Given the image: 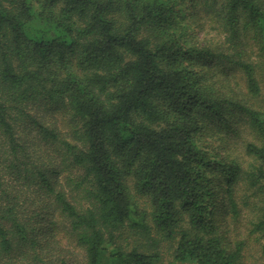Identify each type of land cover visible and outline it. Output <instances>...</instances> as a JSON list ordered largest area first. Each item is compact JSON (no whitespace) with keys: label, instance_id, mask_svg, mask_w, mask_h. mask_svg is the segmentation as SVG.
I'll return each mask as SVG.
<instances>
[{"label":"trees","instance_id":"obj_1","mask_svg":"<svg viewBox=\"0 0 264 264\" xmlns=\"http://www.w3.org/2000/svg\"><path fill=\"white\" fill-rule=\"evenodd\" d=\"M206 20L221 21L217 50L195 34ZM263 88L264 0H0V264H166L140 250L151 231L178 238L177 262L244 264L228 227L252 202L264 240V111L248 102ZM35 104L66 108L73 130ZM233 119L256 138L245 165L201 145L209 127L236 133ZM32 132L61 158L56 177L30 162Z\"/></svg>","mask_w":264,"mask_h":264},{"label":"rangeland","instance_id":"obj_2","mask_svg":"<svg viewBox=\"0 0 264 264\" xmlns=\"http://www.w3.org/2000/svg\"><path fill=\"white\" fill-rule=\"evenodd\" d=\"M220 23L221 21L219 20H206L200 27L195 28V34H197V37L199 38L200 42H202V44L210 46L214 50L219 49V45H222L225 36H223V34L219 32ZM221 37H223L222 42L220 41ZM245 45H247V41H245ZM217 68H221L219 70H227L229 72L230 79L228 80V82L223 83V86H227V84H229L233 88L232 94H234L235 92V94H237L238 96V99H244L242 98L244 96L243 82L236 79L240 74L237 73V70L233 67V65H224L223 67L218 66ZM211 75H215L213 78L214 83L220 86L221 82L224 80V77L221 76L223 74H219L216 69H212ZM238 81L239 85L236 86L235 83ZM222 91L224 93L228 92L225 88L222 89ZM262 93V100L264 101V88L262 90ZM262 100L260 102V100L257 99H249L248 102L254 109L264 111V102ZM31 107L32 109L30 110V112L34 117L37 118V120L44 122L45 125L55 129L56 131H59L61 134L67 135L71 132V130H73L75 126L76 120H73L71 113L66 108H63L60 105L35 104ZM233 123L237 131L236 133H232L226 130H210L209 127L205 131V134L201 139V145L206 147L209 155L213 158H217L218 160H225L226 156H230L231 158L237 159L240 163L245 165L250 161V158L244 152L242 144L253 141L256 138L252 136L251 132L246 128V126L240 125L235 119H233ZM35 134L36 132H32L31 136L27 137L26 140H23V142L26 144V151L30 156V162H34L36 165L49 169V173L53 176L55 175L56 177V174H54L52 170L53 168H55V165L60 162L61 158L53 157V159H50L48 155L54 151V145L38 137H34ZM68 174L69 170H66L64 172H60V174H58V177L62 179ZM13 180L11 179V181ZM127 185L132 188V181L129 178L127 179ZM239 192L238 204L239 206H242L245 197L249 196L250 192L247 193L246 191H243V189ZM136 201L140 204V206H144L145 204V199L139 196L137 197ZM251 203L249 202L248 206L246 207H244V205L242 206V210H244L242 211L240 218L236 222L231 221L229 223L228 234L233 242L238 240H243L245 242L242 249L243 251L241 252L244 255V264H264V240H257L255 235L250 236L249 233L251 230L249 223L253 218L251 214ZM59 238L61 239L60 241L62 242V246L66 245V243L71 244L67 242V235L65 234V231H61V236H59ZM151 238L153 239L147 244L145 243V241H137L141 245L140 250H143L145 252L158 253L162 261L166 264H191L187 262L180 263L175 261L174 242H177L178 238H176L175 241L163 240L155 231H151ZM152 241L155 242L154 246L151 244ZM137 242L135 243L136 245ZM131 244H133L132 240Z\"/></svg>","mask_w":264,"mask_h":264}]
</instances>
